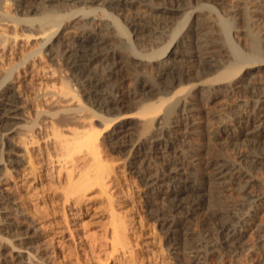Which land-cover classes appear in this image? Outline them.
Returning a JSON list of instances; mask_svg holds the SVG:
<instances>
[{
	"label": "rangeland",
	"instance_id": "obj_1",
	"mask_svg": "<svg viewBox=\"0 0 264 264\" xmlns=\"http://www.w3.org/2000/svg\"><path fill=\"white\" fill-rule=\"evenodd\" d=\"M1 3L3 5H1V11L10 8L9 11L17 13V15H19L16 11L17 5L23 6L25 10L22 17L28 16L29 18L39 16L43 6V4L38 5L40 9L38 7L33 11L29 0H0ZM58 3L60 4V1L53 2L51 5L55 9H61V14L71 13L73 9L76 10L79 6V8L83 6L77 1L69 3L66 1L64 4L61 2L63 6ZM92 7L96 9V14L101 18L102 3H94ZM164 7L180 9L170 18H164V15L159 12V8ZM109 13L117 18L118 25L134 31L131 35V43L125 44L123 38L117 37L120 35H117L119 32L115 25L116 31L113 34L115 38L110 40L111 43H116V46L118 44L122 47L125 46L120 47L122 49L119 51L131 47V50H127H133L137 54L145 56L142 57L145 62L144 66L140 67L132 62L129 68L120 70L114 79L107 82L103 88L104 92L113 91L119 86L123 92L129 93L130 99L137 97L140 93L144 95L134 100L133 107L125 109L126 115L115 119L109 127L105 128L100 122L102 121L100 116L109 118L117 116L109 115L102 112L99 107L92 106L84 92L82 99L85 100V103H89V108H92L85 114H97L89 121L101 131V140L112 133L113 129L122 121L129 120L131 126L138 128V131H135L136 135L131 134L128 137L132 145L147 142L150 138L151 140L157 137L161 138V136L165 138V135L170 142L166 149H159V153L153 154V159L145 158V160L132 157L133 154L138 155L131 144L124 148H117L115 145V148L114 144L111 146V143L116 141L114 140L110 141V146L104 147L105 155L110 159L113 169L110 174V194L113 195V207L119 215L123 216L129 226L130 243L124 250L127 252L123 257L121 253L123 254L124 251L113 252L109 247L110 241L107 237L108 229L112 227L111 210L109 213L107 196L101 192V187L95 185L86 192L83 200L77 203L78 196L70 194L67 197L59 184V178L56 174L48 171L49 162L46 155L43 159L38 149L47 145L52 147L55 144L56 140L51 135V131H48L49 137L46 136V133H42L37 135V141L34 140V143L27 141L35 128L44 123L49 124L52 117L59 120L65 115L67 118V114L62 113L61 110L74 108L79 102L61 97L44 101V99L51 98L53 88L59 90L64 87L62 80L70 82L74 78L71 74L72 70L64 60L65 50L73 40L84 35V30L94 27L89 24L88 20L78 19L75 16L68 18L69 20L67 19L68 21L66 20L60 26L59 35L64 38L60 41L54 38L51 43H47L41 48L43 54H36L34 56L36 58L32 57L29 64L26 63L27 65L24 64L17 68V64L24 61L23 55L33 53L40 48L43 39L39 36L30 40L29 43L27 42L26 46L24 45L27 51L23 49L21 55L18 54L12 58L11 55L0 57V68L2 69H0V83H2L0 84V96L7 87H12L20 97L19 105L22 106H20L22 119L0 123V197L5 196L0 200V264H102V262H106L105 264H264V238L260 232V229L264 228V160L262 163L255 164V167H246L249 177L237 178L236 182L228 184L219 191V206L215 205L211 208L206 197L212 186L207 170L208 163L212 161L211 158L215 156L228 157L230 161L236 163V166H242L245 169L246 156H250L248 159L259 155L264 156V142L260 143L261 145L253 146L244 142L243 138L238 140L227 137V130L235 125H240L238 129L246 128L245 124L241 125V121L249 116L252 104L259 96H262L264 58L254 59L250 55L254 37L260 40L264 54V0H154L153 2L148 0L136 3L129 10L118 12L110 9ZM143 20L148 21L151 26L150 31L154 32L152 37L149 32L146 34L135 33L133 24H137L138 21L143 23ZM101 22L103 19L94 21L96 24ZM224 23H229V26L224 28L226 25ZM56 42V52L55 50L50 51L51 55L53 53L52 56L47 54L49 53L48 46ZM122 42L124 43L122 44ZM197 42L207 45L209 51L220 57L224 68L208 76L203 74L200 77L188 76V81L183 82V89L190 92L188 103L192 104L194 108L191 117L195 123L194 127L191 131H187L183 129L182 125L175 135L168 133L169 125L176 120L180 121L182 109L181 103L178 102L180 96H173L171 93L166 96H168L167 98L173 97L166 102L163 110L156 117L160 118V121L164 118V125L159 128L160 126L156 125L154 121L151 130L144 132L140 127L146 119L138 120L137 112L141 103L138 99L140 97L148 99L155 92L151 95L148 93V95L149 88H142L140 83L143 81L150 87L152 85L155 87L157 84L161 85L162 82H171L179 68L184 71L189 70L187 62L181 61L177 64V59L173 60V52L181 43L191 48L196 46ZM230 45L244 56L250 57V63L239 64L238 68H243L231 80L217 81L221 72L227 67L237 64L235 54H233L234 49ZM166 47H169V50L165 55L149 57ZM112 49L110 59L107 60L102 56L100 62L94 64L95 66H92L94 68H90L91 70L87 74H106L113 66V62L115 64L116 58L123 57V53L116 54L115 47ZM164 61L169 62L168 66H163L162 62ZM33 65L35 68L32 67ZM160 70H163L164 73L161 74ZM11 71H14L13 74ZM7 74H10L9 78ZM73 82L80 91L83 90L82 80L76 78ZM228 83L232 87L226 88ZM202 87H205L204 90L198 93V88ZM45 93H48V96H45ZM160 96L165 95H157L156 98L153 95L151 100L156 101ZM171 106L173 107L172 112L166 114V109ZM39 110H43L45 113H41L40 116L37 114ZM12 128H16L14 132H12ZM215 131L220 134L217 141L212 136V132ZM211 141L213 145L210 144V147ZM24 142H28L29 154L23 150L26 147ZM195 142L200 144L202 149L205 147L200 156L202 158L200 160L202 177H200L199 183L202 190L199 193L190 192V197L187 200L198 199L203 205L184 218V215L178 213L179 211H176L172 203L167 200L168 193L174 187L172 185H176L178 182L168 181L167 184L161 183L162 186L155 185L154 188L149 187L150 184L148 185L147 181L150 176L151 178L154 175L157 176L160 170H164L165 167H175L179 158L185 161L190 155V146ZM164 145L162 144V147ZM43 150L45 151V148ZM81 150L85 151L86 147L82 146ZM29 155H32V164L28 163ZM9 159H15L19 163H10ZM66 162L64 161V164ZM166 162H168V166H165ZM67 163L69 165L70 161ZM186 173H188L185 176L187 181L193 182L198 179L194 170L189 168ZM243 181L245 183L249 181L250 186L246 192L241 189ZM222 213L233 218L236 230L239 233L242 231L239 235L240 238L234 240V249L224 248L222 242L227 234L234 236L235 232H225L226 234L224 233L221 238L216 230V222ZM172 219L177 220L176 223L168 225ZM248 220L251 223L244 227V222ZM7 223L9 225L6 228L5 224ZM185 237L186 239H184ZM192 238L202 244L199 246V248L202 247L199 257H197L198 253L196 255V252H192L186 247L188 243H196ZM189 239L190 242L186 241ZM27 241L29 243H26ZM214 243L216 245L221 243L219 245L221 248L217 247V250L212 245ZM111 253L114 256H110ZM205 254L208 256L206 257ZM18 255L20 257H17ZM194 256L196 257L194 258ZM21 259L23 260L21 261ZM135 259L136 261H134Z\"/></svg>",
	"mask_w": 264,
	"mask_h": 264
},
{
	"label": "bare ground",
	"instance_id": "obj_2",
	"mask_svg": "<svg viewBox=\"0 0 264 264\" xmlns=\"http://www.w3.org/2000/svg\"><path fill=\"white\" fill-rule=\"evenodd\" d=\"M59 1H60V4L61 2H63L64 4V2L66 3V1H68V3L72 1H77L83 6L81 8H79L80 6L77 9L75 8L76 10L73 9L71 13L61 14L60 13L61 9L58 10L57 7H56L57 9H55V7L52 6L53 2H59ZM146 1L148 0H29V3H30L29 5L31 6V9L33 8V11L35 9L36 10L38 9L39 7L38 5L43 4L41 8L42 9L41 14L37 17H30V18L25 15H24L25 17H22V14L24 13L23 11L25 9L23 6L21 7V5L19 4H18L19 6L17 5L16 7V11L18 12L19 15H17V13H13L12 11H9L10 8L6 9L7 7L5 8L6 10L1 11L2 9L1 7L3 5L2 3L0 4V57L11 55V58H12V56H18V54L21 55V53L24 51L23 49L26 50V47L24 48V45L26 46L30 40L37 38V36L43 39L42 41L43 43L40 44V48L37 51L35 52L33 51V53L29 52L30 54L26 53V55H23L24 61L17 64L18 65V66L16 65L17 68L21 65L24 66V64L26 63L29 64V60L31 61L32 57H34L36 54L38 53L43 54V52L41 51V48H43L47 43L49 42L51 43L54 38L59 39V41L62 40V38L64 37H61L59 35L60 26L68 18H73L76 16L78 19L80 18L83 20H88L89 24L94 26L93 29L91 28L92 30L90 28L89 30H86V31L84 30L83 31L84 35L77 37L75 40H73L71 42V45L68 46V48L65 50V53H64L65 54L64 60L66 61L68 67L72 70V73H71L72 76L75 79L79 78V80H82L81 84L83 86V90L80 91L77 88L76 84L73 82V80H75L74 78L70 80V82H68L69 80L68 81L62 80L64 87L62 89H59L60 91L58 89L53 88L52 89L53 92L51 93L52 95L49 94L51 95V98L46 97L47 99H44V101L45 100L48 101L51 99L54 100V98L56 99V98L61 97L62 99L67 98L70 101H73V100L79 101L78 102L79 104L77 103V106L74 108L66 107L67 109L61 110L62 113L67 114L66 115L67 118L65 117V115L62 116L59 120H55L52 117V120L50 121L49 124L44 123L41 126H38L37 128H35L31 136L29 135L30 139L28 138L29 140L27 139V141L30 143H34L35 142L34 140L37 141V135L46 133L47 134L46 136H48V131L49 130L51 131V135H53L55 138L54 140H56V142L54 141L55 144L52 147H50V145L49 146L47 145L46 147H44L45 151L43 150L44 148L38 149V150H40L41 155L43 156V159L45 157L44 155H46L47 161L49 162L48 171L52 174H56V176L59 178V184L62 187L67 197L70 194L77 195L78 197H77L76 202L80 203L85 197V194L88 190L93 188L95 185H99L101 187V192L105 193L107 196L109 213L111 210L112 227L111 228L109 227L108 229L107 238L110 241L109 247H111L113 252H118V251L123 252L125 249H127L130 243L129 233H128L129 226H128L127 221L123 218V216L119 215L113 207V200H112L113 195L110 194V174L112 173L113 169H112V166L110 165V159H108L107 156L105 155L104 147L106 145L110 146V141L112 142L114 140L116 141L111 143L112 144L111 146H113L114 144V147L116 145L117 148L118 147L124 148L127 145H130L131 141L130 139H128V137L131 134L136 135L135 131L138 128L137 126H131V123L129 122V120H125V121H122L120 124H118V126H116V128L113 129L114 131L112 133H110L107 137L101 140L100 139L101 131L97 129L95 126H93L92 123H90L89 121L90 118L97 116V114L95 113H93V115L85 114L86 111H91L92 108H89V105H88L89 103L88 104L85 103V100L82 99V97L85 92V95L88 97V99H90L91 101L90 103L92 106L99 107V109L102 112H105L109 115L115 114V116H117L115 118L100 116L103 121V122L100 121L101 124H103V126L107 128L111 125V123L115 121V119H118L119 117L123 115H126L124 112L125 109L133 107L132 103H134V100L136 98L144 95V94L141 95L140 93L137 97L130 99L129 93L123 92L122 88L119 86L110 92H104L105 90L103 88L106 86L109 80L111 81L112 79L115 78V76L120 72V70H122L123 68L125 69L129 68L132 62L138 67L144 66V62H145L142 58L145 56H141L137 54L136 52H134L133 50L130 51L131 47L129 48L127 47L126 49H123V51L122 50L119 51V49H122L125 46L123 47L119 46L118 43H117L118 45L116 46L115 45L116 43L115 44L111 43L110 40L115 38L113 35L114 32L116 31L115 25L118 28V32H119V34L117 35H120L117 37L123 38L125 40V44H129V42L131 43V40H132L131 35L132 33H134V31L129 30L126 27L128 29L127 30L125 27L118 25L117 18L113 17L114 13L112 12L113 14H111L109 13V11L110 9L118 11V12L123 11V10L124 11L129 10L130 7L135 5L136 3L146 2ZM153 1L154 0H150V2H153ZM97 2H101L103 5V11H102L101 18L100 16L98 17V14H96V9L92 7V4L97 3ZM63 4H61V6H63ZM178 9L180 8L164 7V8H159V12L160 14L164 15V18H170L174 13L178 11ZM93 13L95 14L91 15ZM100 19H103V22L97 23V24L94 23V21H98ZM133 26H134L133 28H135L134 30L136 31L135 33H138V34L145 33L146 34V32H149L151 34L150 35L151 37L154 35V32L150 31L151 26L146 20H143V23L138 21V23L137 24L134 23ZM224 26H225L224 28H226L227 26H229V23H227ZM96 27L98 28L96 29ZM25 31H28L29 33H26ZM259 41L260 40L257 37L253 38V44L251 46L250 56L253 57L254 59L264 58V54L260 46L261 43ZM57 42L55 44L52 43L50 45L52 47L48 46L49 53L47 54H50V51L55 50V48L57 47ZM123 43L124 42H122V44ZM114 47H115L116 54L120 55L123 53L122 54L123 57L116 58L115 64L113 62V66L109 68L106 74H102V75L98 73H91L90 75L87 74V72L91 70L90 68H94L92 67L94 64L100 62V59L102 56H104L107 60L110 59L112 51H113L112 48ZM188 47L185 46L184 43L177 45L175 51L173 52V60L177 59L176 60L177 64L181 63V61L187 62L189 70L184 71L182 70V68H179L178 71H176L171 82H167V83L162 82L161 85L157 84L155 85V87L153 85L150 87L147 83H144L143 81L140 83V86L142 88H145V89L149 88V91H147V94L150 93L151 95V93L155 92L154 94H152V96L154 95L155 98L157 95L158 96L162 94L165 95V96H160V98L156 101L151 100L152 96L148 98L149 100L144 99L143 97H140V99H138L139 101H141L139 111L137 112L139 116L138 120H141V118L146 119V121H144L145 123L143 122L144 124L143 125L141 124V127L139 126L140 128H142L144 132H148L151 130V126L154 121L156 122V125L160 126L159 128H161L164 125L163 124L164 118L160 121V118H156V117L163 110V107L165 106L166 102L175 95L180 96L178 98V102H180L182 106L181 114H180L181 118H180V121L176 120L174 122V123H177L176 125H173L174 123H171V125H169L168 133L175 135L179 131L180 126L182 125H183V129L187 131H191L192 128L194 127L195 125L194 120L192 121L191 119L194 108L192 107L193 106L192 104L188 103V101H190L189 99L190 92L183 89V82L188 81L187 79L188 76L193 75V77H198V76L200 77L202 74L204 76L205 75L208 76V75L217 73L219 72L221 68H224V63L222 59H220V57L216 56L214 53L209 51L207 45L203 43L197 42L196 46L191 47V48H188ZM168 48L169 47L163 48L160 51L155 52L154 55H151L149 57L154 58L162 54L165 55L166 52L169 50ZM127 49H130V50H127ZM232 49L234 48L232 47ZM233 54H235V59H236L237 64L227 67L223 72H221L217 78V81L231 80L236 74L239 73V70L241 71V69L243 68V67L238 68L239 64L250 63V57H247L246 55L245 57L244 54L238 52L236 49H234ZM168 63L166 61L162 62L163 66L164 65L168 66ZM32 64L34 63L32 62ZM34 65L32 67L35 68ZM12 72L14 71H11V73ZM160 73L163 74L164 71L160 70ZM9 77H10V74L8 75V78ZM230 87L232 86L230 83H228L226 85V88H230ZM204 88L205 87L198 88V93H201L204 90ZM54 89L57 91L55 92ZM48 91H51V90L48 89ZM171 93L173 94V96L170 98H167L168 96L166 95L171 94ZM261 93H262V96H259L257 100L255 101V103L252 104L251 112L249 116L242 119L241 121V125L245 124L246 128L244 127L243 129H238L240 125L239 126L235 125L227 130V137H229L230 139H238V140L243 138L244 142L252 144L253 146H257L260 143L264 142V87L261 88ZM45 96H48V93ZM19 99L20 97L17 95L16 92H14V89L12 87L6 88L5 92L0 96V123H5L8 120L22 119L20 117V111H21L22 106L19 105ZM172 110H173V107L172 106L169 107L168 109H166V114L171 113ZM38 112H39L37 113L38 115H40L41 113H45L43 110H39ZM123 119H127V118H123ZM22 127L21 129H24ZM14 129L13 128L11 129L12 132L15 131ZM22 136L24 137V134H22ZM212 136L215 141H217L220 138L219 132H216V131L212 132ZM113 137L114 139H112ZM166 138L167 136L165 135V138H162L161 136V138L157 137L154 140H151L150 138L147 142H143L138 145L131 144L133 146V149L135 148L134 151H136V154L138 155L136 156L133 154L132 157L138 158V159H144V160L145 158L153 159L154 158L153 156L159 153L158 151L159 149H163V148L166 149L168 147L170 142H168V139ZM28 142H24L26 147L23 149L25 152H27V154H29L28 147H27ZM162 144H165L164 147H162ZM210 144L213 145L212 141L209 143V146ZM82 146L86 147L85 151L81 150ZM203 149L200 144L195 142L193 145L190 146V155L187 157V159H185V161L180 160L179 158V160L176 162L175 167L173 168L165 167L164 170H160L157 176L154 175V177L152 178L150 176V179H148L147 181L148 185L150 184L149 187H154L155 185H159L160 187L162 186L161 183H166L168 181L178 182V184L175 183L176 185H172L174 187L168 193L169 196L167 197V200L172 203L173 208H175L176 211H179L178 213H182L184 215V218L185 217L187 218V216L191 215L194 211H197L198 209H200V207L203 205L201 201L198 199H195L192 201L187 200L190 197L189 195L190 192L199 193L202 190L201 185L199 183V179L200 177H202L200 174L202 171L200 160L202 158L200 156L202 155L201 153L204 151ZM31 156L30 155L28 156L29 164L33 163L32 161L33 158H31ZM248 158H250V156L245 157V169L242 166L240 167L236 166L235 165L236 163H234L233 161H230L228 157L220 158V157L215 156L210 159L212 161L208 163L207 170H208V174L210 177L209 179L211 181V184L210 183L209 184L212 186H211V189H209L208 194H206L208 203H210V207L218 205L219 191L221 189L226 187L228 184L236 182L237 178H243L246 176L249 177L247 173L248 169L246 168L247 166L248 168L255 167V164L262 163L264 160V156L262 155L256 156L254 158L251 157V159H248ZM8 161L14 164L19 163V161L15 159H9ZM64 161H67V162L70 161V164L67 165L68 164L67 162L66 164H64ZM165 166H168V162H166ZM189 168L191 170H194V172H196V175L198 177L196 181L190 182L185 179V176L188 175V173L186 172ZM248 186H250L249 181H246V183L244 182V184L241 185L242 191L246 192L248 189ZM3 197H0V200H2ZM250 199L249 200L252 202L251 196H250ZM110 205H111V208H110ZM219 216L221 217L216 222V227H217L216 230L219 234V237L221 236L222 238V235L225 232L227 233L235 232L236 235L234 236L233 235L229 236L228 234H227L228 236L226 235V237L223 236L225 237V240L224 242H222L224 245V248L226 249L229 248V250L234 249L235 247L234 246L235 244H233L235 243L234 240L238 239L242 231L239 233L238 230H236L237 227L235 225V221L230 216L226 215L225 213H222ZM109 219H110V215H109ZM170 221L171 222H169L168 225L169 224L173 225L174 223H176L177 220L174 221V219H172ZM249 223H251L249 222V220L244 222V227H246L245 225H248ZM5 225L7 228L9 224L7 223ZM109 225H110V220H109ZM178 231L180 230L178 229ZM260 232L263 234L262 237L264 238V228L263 227L262 229H260ZM231 238H234V239H231ZM184 239H186V237ZM190 239L186 241L190 242ZM192 239H194V241L196 242L195 238H192ZM26 243H29V241H27ZM201 245L202 244H199V242L198 243L197 242L188 243V246L186 247H188L187 249L191 250L192 252H196V255L198 253L197 257H199L200 256L199 251L202 248V247L199 248V246ZM212 245L216 247V249L217 247L221 248L219 246L221 245V243L219 245H216L215 243ZM126 252L127 251H124L123 254L121 253V255L123 256L124 254H126ZM205 255L206 257L208 256L207 254ZM110 256H114V254L111 253ZM17 257H20V255H18ZM195 257L196 256H194V258ZM22 260L23 259H21V261ZM134 261H136V259ZM105 263L106 262H102V264H105ZM20 264H23V263H20Z\"/></svg>",
	"mask_w": 264,
	"mask_h": 264
}]
</instances>
